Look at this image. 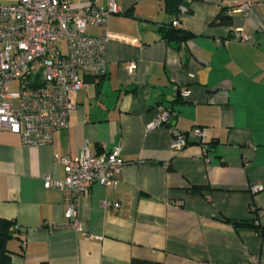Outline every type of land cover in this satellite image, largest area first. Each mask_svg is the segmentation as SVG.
I'll return each mask as SVG.
<instances>
[{"label": "crops", "instance_id": "0c3cea01", "mask_svg": "<svg viewBox=\"0 0 264 264\" xmlns=\"http://www.w3.org/2000/svg\"><path fill=\"white\" fill-rule=\"evenodd\" d=\"M68 1L79 9L112 0ZM113 1L120 12L88 28L109 31L106 76L71 96L69 128L29 147L0 131V218L15 226L7 264H246L249 254L264 264V0H180L184 35L171 41L178 12L166 0ZM221 12L231 25L213 24ZM159 105L174 110L177 130H209V163L192 135L176 151L168 126L147 131ZM85 147L92 156L120 148L125 161L115 186L95 182L79 199L87 234L66 220L63 191L45 187ZM243 221L254 224H235Z\"/></svg>", "mask_w": 264, "mask_h": 264}, {"label": "built area", "instance_id": "2783aa9c", "mask_svg": "<svg viewBox=\"0 0 264 264\" xmlns=\"http://www.w3.org/2000/svg\"><path fill=\"white\" fill-rule=\"evenodd\" d=\"M251 6L250 2L244 3L236 12L243 13ZM188 11L187 5H180L172 26L180 28L181 17ZM119 12V5L113 0L106 7L92 3L79 9H72L68 0L0 3V131L8 129L19 134L22 145L29 147L49 145L56 131L69 128L70 115L76 107L71 96L88 90L91 81L100 83L107 71L109 31L92 35L88 28L106 27L109 17ZM237 32V40L249 39L243 29ZM62 41L66 42V53L60 48ZM128 67L134 70L136 64ZM14 81H19L20 87L11 91ZM188 95V91L182 93L184 97ZM157 108L147 131L168 126L171 146L176 151L188 146L192 135L209 163V130L194 127L190 134L181 132L170 126L174 110L163 105ZM63 163L65 177H47L45 187L63 191L66 220L73 221L78 231L87 234L77 216L79 199L89 193L95 182L115 186L125 161L120 148L103 149L92 156L85 147L76 158L64 157ZM262 189L263 185L258 184L251 187L253 192ZM246 264H260L258 255H247Z\"/></svg>", "mask_w": 264, "mask_h": 264}, {"label": "trees", "instance_id": "16d2710c", "mask_svg": "<svg viewBox=\"0 0 264 264\" xmlns=\"http://www.w3.org/2000/svg\"><path fill=\"white\" fill-rule=\"evenodd\" d=\"M171 11L178 12V6L180 4V0H166ZM213 24H222V25H231L232 19L228 15H224L221 12ZM184 33L181 30H176L171 24L170 28L165 32V39L167 41H171L172 38H181ZM237 226H252L254 223L250 222H235ZM14 223L11 220L0 218V264H7L9 260V249H8V242L11 238H13L15 229ZM132 264H148V262L134 259Z\"/></svg>", "mask_w": 264, "mask_h": 264}, {"label": "rangeland", "instance_id": "374dc122", "mask_svg": "<svg viewBox=\"0 0 264 264\" xmlns=\"http://www.w3.org/2000/svg\"><path fill=\"white\" fill-rule=\"evenodd\" d=\"M60 48L62 49V51L64 53L67 52V46H66V42L65 41H62L61 44H60ZM11 91H15V90H11Z\"/></svg>", "mask_w": 264, "mask_h": 264}]
</instances>
